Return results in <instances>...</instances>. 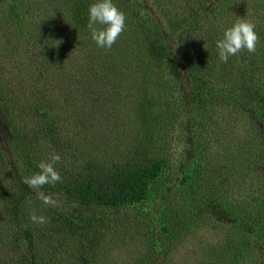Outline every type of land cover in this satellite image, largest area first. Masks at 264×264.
Returning a JSON list of instances; mask_svg holds the SVG:
<instances>
[{
    "label": "trees",
    "instance_id": "16d2710c",
    "mask_svg": "<svg viewBox=\"0 0 264 264\" xmlns=\"http://www.w3.org/2000/svg\"><path fill=\"white\" fill-rule=\"evenodd\" d=\"M93 2L4 0L7 8L1 25L13 23L16 31L5 38L11 47L6 59L0 54V264H63L59 258L66 255L69 242L73 248L80 247L70 264H88L85 255L107 248L102 231L117 225L126 229L131 242L143 236L139 243L145 250L140 247L131 264H156L161 257L171 256L177 242L198 233L200 226L212 223L215 227L218 217L227 219L225 225L231 223L233 229L223 232V257L217 264H243L251 257L249 264H264V200L241 203L245 213L237 215L238 205L229 206L234 192L226 190L236 172L246 176L254 164L258 173L264 171V0H152L163 15L165 31L155 20L144 19L140 9L129 7V0H114L127 16V29L123 40L119 37L110 50L98 48L91 36L82 38L90 35L79 25L88 20ZM39 4L54 6L51 13L57 20L67 15L73 25L67 24L70 33L79 32L76 46L90 54L79 57L86 61L73 67L67 58L55 63L49 55L66 54L65 36L51 33L34 40L29 35L39 31L40 21L27 18ZM244 5L247 14L241 13ZM239 18L256 25V51L242 50L222 63L215 41ZM13 33L24 37L30 55L17 67L12 64L13 48L24 45L22 38L20 42L12 39ZM170 39L185 63L184 80L180 72L172 71L176 76L168 72L174 62ZM121 41L130 46L126 52L118 46ZM43 43L40 59L30 58L33 46L40 48ZM129 54L132 60L138 54L137 63L119 68L115 56ZM24 64L28 74L23 72ZM11 65L15 71H9ZM66 68L99 84L86 95L87 106L73 107L83 95L55 83L61 73L62 80L68 78L71 72L67 76ZM180 102L193 106L202 121L217 108L221 125L234 114L235 121L249 125L250 138L246 137L236 160L230 149L212 151L208 158L201 147L189 169L180 177L165 179L170 148L162 144L158 129L173 123L174 104ZM116 111L126 120L135 117L134 126L110 127L118 124ZM201 125L207 135L208 129ZM120 130L127 131V137L133 135L129 144L121 145ZM54 155L61 157L54 165L61 181L40 189L23 183L39 171V163H52ZM40 192L57 196L68 210L44 205L37 198ZM252 203L256 207L251 210ZM87 210L96 215H84ZM123 212L132 216L120 215ZM33 214L46 216L48 222L34 223ZM160 234L165 248L159 247ZM237 234L247 241L241 245Z\"/></svg>",
    "mask_w": 264,
    "mask_h": 264
},
{
    "label": "rangeland",
    "instance_id": "374dc122",
    "mask_svg": "<svg viewBox=\"0 0 264 264\" xmlns=\"http://www.w3.org/2000/svg\"><path fill=\"white\" fill-rule=\"evenodd\" d=\"M40 6H37V8L33 7L31 15L27 17L30 20L40 21L39 24L40 26L38 28L39 31L32 32L29 35L34 40L36 39L37 36L51 34V33L58 35L62 34L65 36L64 40L66 41V44H68L69 46L66 54L64 55L54 54L56 56L48 54L49 58L50 59L52 58V60L55 61V63L62 62L67 58V63L70 62L73 67L74 65L77 66L81 64V62L86 61L85 59H83V57L81 58L79 57L83 53L85 55H90V54H88L86 50L76 46L79 44L78 42L79 32L74 31L70 33L69 30L71 29L67 26V24L71 27H73V25L69 24L67 15L65 17H62L60 20H57L54 17H52V13H51V11L55 8L54 6H50V7L45 6L43 8L42 6L41 7ZM128 6L136 9H140L141 14H143L144 16V19L155 20L159 25H161L159 27L163 31L166 30L165 24L163 22V15L155 7L152 0H129ZM6 8L7 7L4 5V0H0V26H2L1 20ZM43 9H46V12H44ZM246 10H247L246 6L244 5L241 9V13L244 14ZM41 11L44 12L43 18H41L40 16ZM53 14L56 15L57 12L53 11ZM245 14H247V11ZM51 22H57V23L52 24ZM87 23L88 20L85 21L84 23H80L79 26L89 31L87 27ZM148 25H150V21ZM80 27H77L76 29L78 30L80 29ZM11 30L16 31L15 25L13 23H8L6 26H2V28H0V54L3 56L4 59H6V57H4L5 53L10 52L11 50V47L6 43L5 40L6 37L9 38ZM13 34L15 35L12 36V39L20 42L22 38L24 45L21 47V45L18 44V47L14 46L13 48L12 64H15L14 66H16V64L18 63H26V58H28L30 55H27L28 48L26 49L25 47L24 37H20L18 33L17 34L13 33ZM90 36L91 35H84L82 38H86V37L90 38ZM120 39L123 40L122 34L120 36ZM136 43L140 45L139 40H137ZM169 43L171 44V49L174 55V62L173 64H171L170 68L168 69V72H170L171 74L174 73L177 74L178 72H180L183 77L182 80H184L185 72H186L185 63L181 59V56L178 55V50L176 49L172 39H170ZM118 46H120V49H123L125 52H126L125 48L130 47V46H126L123 41H121ZM44 48H45V43H43L40 48L33 46V50L29 52L31 54L30 58L33 59L37 57L38 59H40L38 51L43 50ZM25 50H26V54H25ZM89 53L93 54L94 50L93 49L89 50ZM107 53L110 56L109 50ZM70 55L72 58L75 57L76 59L74 61L71 60ZM115 59L118 62V64H120L119 68L125 70L123 67L126 66L129 67V65H133L132 62L137 63L139 58L137 54L135 58L132 60L129 54V57L118 56L117 58L115 56ZM14 66L11 65L9 71H15L13 70L15 68ZM21 67L23 69V72L25 74H28V69L26 65L25 64L21 65ZM69 70L70 69L66 68L64 71L67 76L69 75ZM172 71L174 73H172ZM20 74L21 76H24L23 73ZM176 74H174V76H176ZM82 76L83 75H78L77 77L76 73L71 72L68 78H66V80H62L63 76L61 73L58 78V81L55 82L59 87H64V88L66 87L67 88L66 91L69 92L75 91V94L83 95L79 97L80 100L77 102V105H74L73 107L87 106L86 95H90L91 92L90 90L93 87L99 86V84L97 83L89 82L88 80L83 79ZM16 77L18 76L15 75V78ZM129 81L130 79L127 78V82ZM128 86L130 87L131 85L128 84ZM59 92H62L61 94L63 95L65 94L64 93L65 89L59 90ZM134 92H137V90H135ZM174 95L175 94L173 93V96ZM116 97L123 98L122 96H116ZM173 110H174L173 123L168 128L163 127L158 129L160 131L161 136L163 137L162 144L168 145L170 148L169 150H167V156L170 157V160L164 173L165 179L167 181L180 177V173L182 174L183 171L191 167V164L194 161V157L196 154L195 151L198 148L204 147V149L202 150L208 153L207 157L209 156V153L212 151L216 152L217 149H219V151H222V147L225 148L226 150L230 149V151L232 152V157L234 158V160H236L237 153L241 151L240 149L243 147L244 143L246 142V137L250 138L249 125H245L244 122L240 120L235 121V119L237 118L236 114L232 115L231 118L229 115L226 118L227 120H225V122L221 125L222 122H219L221 118L216 114V111L219 110L217 108L212 110V112L203 121L200 119V116L196 114V111L194 110L193 106L185 105L183 102L174 104ZM115 116L116 117L114 122H118V124L117 125L111 124L110 127L115 128V126H120V127L121 126L130 127L131 125L134 126L135 117H130L128 118V120H126L127 118L118 111L115 112ZM201 124H203V127H206L208 129L207 135L204 131H202L203 129ZM219 125H221V127H219ZM199 133L200 134L205 133L204 137L194 136L195 134L198 135ZM121 135H123L124 137V140L120 141L121 145L124 146L129 144V138L133 135L127 137V131L120 130L117 133V138H119ZM205 138H208V141H204L203 139ZM255 165L256 164H254L251 170H249L248 172L246 171L247 173L246 176L244 175L245 174L244 172L238 174L236 172L235 175H233L232 178L233 180L231 182V185L226 186L227 191L232 190L234 192V195L230 199L229 206L235 208L234 206L236 205L237 207L238 205V208H236L237 215L239 213L242 214L245 213L243 205H240L241 203H246L251 201L256 202L260 198L264 200V171L262 173H258L256 171ZM225 191H223V193ZM47 195L52 196L53 199L56 201V204L54 206L49 205L50 207L58 211L68 210L67 208L69 207H66L57 196H54L52 194H47ZM37 198L40 200L41 203L43 202L40 196L39 197L37 196ZM154 204L155 203L149 205V207L154 206ZM162 204L163 203H161L158 207H161ZM252 204L253 206L250 208L251 210L254 207H256L255 203ZM84 212H85L84 215L90 214L89 217L96 215L95 214L96 211L94 210H87ZM120 215L132 216V213L123 212ZM212 215L218 217L217 212H212ZM225 222H227V219L218 217L216 221L217 225H215V227L212 225V223L209 224V227L208 224L206 226H200L201 228L197 230L198 233H196L194 236L186 237L185 239L177 242L176 243L177 248L173 253H171V256L161 257L156 264H217V259L219 257H223L221 255L222 252L221 247H224L225 244L224 242L225 234H223V232H226L229 229L231 230L233 229L231 223L228 222L229 224L225 225ZM102 232H103V239L107 245V248L92 255H88V256L85 255L86 260H88V264L133 263V258L136 255L138 249L141 247L139 240L143 236L138 235L136 236L135 241L131 242L130 237L128 238V235L125 234L126 229L118 225L111 230L108 231L103 230ZM160 235H161V242L163 243H161L159 247L165 248L166 247L165 238L162 234ZM247 237L251 239L250 236ZM71 239L72 238H70V240ZM237 239L239 240L241 245L245 243V241H247L245 239H242L239 235L237 236ZM226 241H229V239L227 238ZM159 247H157L156 249L157 252L160 250ZM78 249H80V247L75 246L73 248V244L69 242V244L67 245L66 255L59 258V261L62 262L63 264H70V261L74 259V257L72 256L74 250H78ZM141 250H145V247L143 245L141 247ZM253 259L254 258L251 257L247 259V262L243 264H249L252 262Z\"/></svg>",
    "mask_w": 264,
    "mask_h": 264
},
{
    "label": "clouds",
    "instance_id": "9594fccd",
    "mask_svg": "<svg viewBox=\"0 0 264 264\" xmlns=\"http://www.w3.org/2000/svg\"><path fill=\"white\" fill-rule=\"evenodd\" d=\"M87 27L91 40L98 48L111 49L118 38L127 29V16L115 4L114 0H94L88 7ZM256 25L245 18H239L236 23L223 30L222 35L216 39L215 48L220 62L227 64L230 57L237 56L242 50L249 53L256 51L259 36L255 31ZM61 157L54 155L52 163L41 162L39 171L24 179L23 183L31 189H40L45 185H55L61 181V176L54 165L59 163ZM44 205H55L52 196L43 192L39 193ZM34 223L44 225L48 222L46 216L33 214Z\"/></svg>",
    "mask_w": 264,
    "mask_h": 264
}]
</instances>
